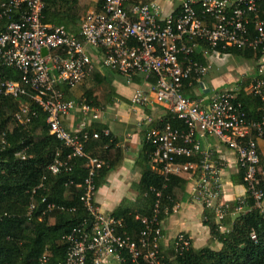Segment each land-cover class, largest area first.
<instances>
[{"label": "built area", "instance_id": "obj_1", "mask_svg": "<svg viewBox=\"0 0 264 264\" xmlns=\"http://www.w3.org/2000/svg\"><path fill=\"white\" fill-rule=\"evenodd\" d=\"M44 2L0 1V69H12L19 74L18 81L5 80L0 74V98L19 102L13 116L17 124L26 125L36 116L32 105L46 114L49 135L69 150L65 160L56 154L48 167L51 175L70 171L69 162L74 158L86 160L87 177L80 201L92 222L90 227L79 225L63 237L68 249L62 264H108L111 259L121 263L125 251L134 264H161L163 259L159 202L151 217L137 218L143 226L138 242L130 240L125 233L118 234L121 222L101 213L95 206L93 179L104 162L91 157L85 145L101 135L109 136V132H90L84 124L76 132L62 126V120L76 109L83 116L91 115V120L98 119L93 108L66 100L63 92L64 88L81 85L94 71L95 62L89 51L97 55L99 67L118 73L127 84L137 75L154 80L148 92H134L130 99L132 106H148L149 95L154 94L156 104L167 107L175 119L184 123V130L166 123L146 133V141L154 148L151 164L161 176L194 174L197 180L192 189V201L212 209L220 223L227 207H215L213 203L219 201L223 191L221 166L201 151V140L214 138L235 154L243 173L246 194L236 201V213L245 214L251 209L246 207L249 198L253 208L264 216L256 147L257 140H264V12L263 16L259 14L256 0H182L179 10L166 17L155 0L128 5L126 0H100V11H88L82 17L77 36L69 34L62 26L43 23ZM251 21L255 26L252 40L247 38ZM228 48L250 49L260 55L249 90V94L260 98L258 120L248 119L232 90L217 93L208 103L183 95L185 82L195 81L203 91L207 90L201 80L211 66L196 61L193 56L214 54L218 58L226 56L218 49ZM43 51L47 54L43 55ZM4 147V142L0 143V152ZM17 157L25 160L26 154L22 151ZM179 158L193 161L179 163ZM26 193L31 200L26 214L29 219L35 208V189ZM46 209L50 211L53 206L47 205ZM251 238L255 240L253 235ZM171 246L175 254L181 255L190 247V239L185 234H177ZM38 264H48L46 254Z\"/></svg>", "mask_w": 264, "mask_h": 264}, {"label": "trees", "instance_id": "obj_2", "mask_svg": "<svg viewBox=\"0 0 264 264\" xmlns=\"http://www.w3.org/2000/svg\"><path fill=\"white\" fill-rule=\"evenodd\" d=\"M146 1L126 0V4ZM256 3L259 14L263 16L264 0H256ZM82 17L80 0L44 2L43 23L62 26L73 36L78 34ZM254 28V22L251 21L247 28V38L250 40L255 36ZM218 51L225 55L254 58L257 61L260 57L258 52L250 49L241 51L228 48ZM193 58L202 64L205 63L198 55ZM0 74L5 80H19V74L12 69L1 68ZM91 79L96 84L104 82V78L96 71L92 72ZM151 82L154 84L153 79ZM188 83L185 82L184 85ZM64 89L66 96L67 89ZM237 93V100L247 117L258 120L261 115L260 98L246 94L243 90ZM84 97L85 104L91 108L98 106L92 91H86ZM18 103L17 100L10 98H0V143L5 144L4 150L0 152V264H38L45 254L48 264H62L66 260L68 249L63 237L79 225L90 227L92 222L91 216L80 201L83 182L87 177L84 167L86 160L74 158L69 162L70 171L62 170L55 176L51 175L48 167L56 154L59 153L60 159L65 160L69 150L49 135L46 114L36 105H32L36 116L26 125L17 124L13 116ZM166 123L174 129H185L184 123L175 119L171 113L158 124L161 128ZM102 130L95 131L100 133ZM85 150L91 157H98L104 162L102 169L93 179L97 191L103 185L106 176L119 163L120 151L110 135L107 137L101 135L98 140L88 141ZM22 151L26 154L25 160L17 157ZM153 152L154 148L146 141L145 135L143 149L135 163L141 173L139 183L133 185L138 196L134 202L123 201L110 215L121 222L118 234L125 233L134 242H138L143 229L137 218L151 217L156 202H159V220L163 221L172 214L173 209L185 195L187 185L185 178L175 175L165 178L148 167ZM109 155H112V159L108 157ZM191 161L193 160L177 159L179 163ZM239 177L243 184L241 170ZM259 178L264 192V177L260 175ZM40 185L42 187L37 189ZM33 189L35 208L28 219L26 214L31 200L26 192ZM47 205H52L53 209L48 211ZM237 206L236 202L233 205L235 212ZM246 207L251 209L245 214H238L234 220L226 210L225 218L217 223L215 212L204 205L202 225L209 231L208 246L196 249L190 240L188 250L178 255L172 250L171 244L166 248L161 244L163 258L161 264H264V216L258 209L253 208V202L249 198L246 199ZM252 235L255 240L251 238ZM213 245H220V248L215 250ZM122 259L120 264H134L126 251L122 252Z\"/></svg>", "mask_w": 264, "mask_h": 264}, {"label": "crops", "instance_id": "obj_3", "mask_svg": "<svg viewBox=\"0 0 264 264\" xmlns=\"http://www.w3.org/2000/svg\"><path fill=\"white\" fill-rule=\"evenodd\" d=\"M155 1L159 3L158 0ZM178 2V6L174 7L170 15L175 14L176 10L179 9L182 0H178ZM159 5L163 10V16H168V10L162 4L159 3ZM89 11H98V0L94 2ZM89 53L90 55L92 54L91 58L95 62L94 71L98 72L99 76L104 78V82L96 84L91 79V72L89 77L81 85L73 89H67L65 98L79 105L86 103L84 93L88 90L92 91L98 103L97 107H93L94 114L97 115L98 119L91 120V115L83 116L80 110L76 109L62 120V126L72 132L79 131L83 128V124L85 129L90 132H96V129L107 130L112 140H115L116 148L120 151V161L106 176L103 185L97 189L94 196V203L98 210L110 216L123 201L134 202L136 200L138 193L133 188V185L139 183L141 173L135 163L143 149L145 135L152 128L159 127L158 123L171 112L167 107L156 104L153 101L154 94L149 95L151 101L148 106H132L130 99L134 92L137 90L148 92V86L153 84L151 79L145 80L142 75H137L133 78L131 84H127L124 78L118 73L99 67L96 60L97 55L92 51H89ZM196 55L198 57L200 56L202 62H205L203 64H210L211 68L214 63L219 66L221 65L224 68H228V73L230 72L234 76L229 78V75H227L225 80L223 78L219 80L215 77L213 78L208 73L201 80V83H205L207 87L206 91L201 89L200 84L192 81L183 85L182 92L184 96L193 99L201 98L208 103L217 93L225 90H232L237 96V92L241 90L249 94L251 79L256 69L254 72L252 71V74H249L250 77L246 78L245 70L240 71L238 66L235 68L234 65L230 66L229 64L228 58H235L236 56L226 55L217 58L214 54L205 56L198 53ZM246 59L249 60L247 62L248 67L254 61L257 67V60L254 58ZM195 60L198 61L196 58ZM97 81L99 82V80ZM249 81L250 84H248ZM226 86H229V88H226ZM84 117H86L85 122ZM256 147L260 161L259 173L264 177V140H257ZM201 151L208 153L211 159L221 166L219 173L223 191L219 201L213 204L215 207L226 206L229 216L234 220L238 214L235 212L233 205L239 198L244 197L246 194L245 188L240 181V170L235 154L228 150L224 144L211 137L201 140ZM108 157L112 159V155ZM148 167L158 173L151 162H149ZM181 177L187 180L185 195L182 201L172 211V214L162 221L164 234L162 246L163 248L168 247L172 239L177 234L182 233L192 241L194 248L200 249L208 246L210 237L208 229L202 225L203 207L201 204L192 201L191 198L192 189L195 186L197 177L194 174ZM213 248L218 250L220 245H213ZM108 264L120 263L111 259Z\"/></svg>", "mask_w": 264, "mask_h": 264}, {"label": "rangeland", "instance_id": "obj_4", "mask_svg": "<svg viewBox=\"0 0 264 264\" xmlns=\"http://www.w3.org/2000/svg\"><path fill=\"white\" fill-rule=\"evenodd\" d=\"M96 0H80V7H81V15L84 16L86 12H88L91 8L92 5L94 4ZM149 1V0H147ZM160 4H162V6H164V8H166L167 11V15H170V13L172 12V10L174 9V7L178 6V0H158ZM173 6V7H172ZM169 8V9H168ZM229 59V64L230 66L234 65V67L236 68L237 66L239 67L240 71H244L245 70V76L246 78L250 77L249 74H252V71L254 72L255 69H257L256 67V63H254V59L253 63H251V66L248 67L247 62H249V60H247L246 58L242 57V56H238V57H231L228 58ZM212 68L209 71V75L212 76L213 78L215 77L216 79L222 80V78L225 80V78L227 77V75H229L230 77H233L234 75H232L230 72L228 73V68H224L221 65L219 66L218 64H212ZM243 70H242V68ZM221 78V79H220ZM248 84H250V81L248 82ZM229 88V86H226V88ZM213 247V246H212Z\"/></svg>", "mask_w": 264, "mask_h": 264}, {"label": "water", "instance_id": "obj_5", "mask_svg": "<svg viewBox=\"0 0 264 264\" xmlns=\"http://www.w3.org/2000/svg\"><path fill=\"white\" fill-rule=\"evenodd\" d=\"M47 54V52L46 51H43V55H46Z\"/></svg>", "mask_w": 264, "mask_h": 264}]
</instances>
